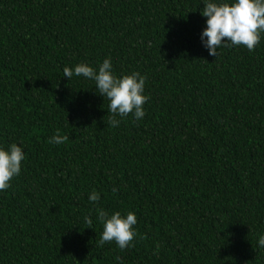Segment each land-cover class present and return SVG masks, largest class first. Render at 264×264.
<instances>
[{"label":"trees","instance_id":"16d2710c","mask_svg":"<svg viewBox=\"0 0 264 264\" xmlns=\"http://www.w3.org/2000/svg\"><path fill=\"white\" fill-rule=\"evenodd\" d=\"M203 7L0 0V148L25 154L0 192V264H264V33L210 56ZM105 59L147 78L142 119L111 127L95 82L64 77ZM101 208L136 215L134 246L100 245Z\"/></svg>","mask_w":264,"mask_h":264},{"label":"clouds","instance_id":"9594fccd","mask_svg":"<svg viewBox=\"0 0 264 264\" xmlns=\"http://www.w3.org/2000/svg\"><path fill=\"white\" fill-rule=\"evenodd\" d=\"M201 15L207 18V27L201 34V41L210 56L217 57L218 49L225 46H243L254 51L260 44L261 34L264 33V0H204ZM63 73L69 80L75 75L95 82L99 94L109 101L108 124L111 127H119L121 119L130 114L136 120L145 116L144 105L150 99L144 94L147 78L138 72L117 77L113 73L111 60L105 59L98 71L81 63L74 70L64 67ZM67 139L66 135L57 133L48 142L60 145ZM24 160V151L17 144H11L8 150L0 148V192L11 187L13 179L21 172ZM99 200L100 195L93 190L89 201ZM97 219L103 226L99 241L101 246L110 242H115L121 250L134 246L133 241L138 235L135 230L137 217L134 213L128 212L126 216H122L120 212H115L109 215L101 208L97 211ZM85 222L87 228H92L93 221L90 217H85ZM258 244L264 247V236L259 237Z\"/></svg>","mask_w":264,"mask_h":264}]
</instances>
